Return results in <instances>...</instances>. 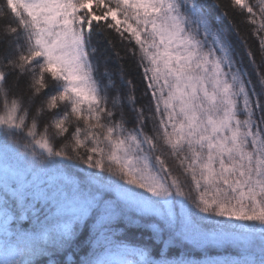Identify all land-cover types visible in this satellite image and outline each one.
Returning a JSON list of instances; mask_svg holds the SVG:
<instances>
[{"label": "snow or ice", "instance_id": "1", "mask_svg": "<svg viewBox=\"0 0 264 264\" xmlns=\"http://www.w3.org/2000/svg\"><path fill=\"white\" fill-rule=\"evenodd\" d=\"M0 264H264V0H0Z\"/></svg>", "mask_w": 264, "mask_h": 264}, {"label": "trees", "instance_id": "2", "mask_svg": "<svg viewBox=\"0 0 264 264\" xmlns=\"http://www.w3.org/2000/svg\"><path fill=\"white\" fill-rule=\"evenodd\" d=\"M204 2L206 4H208L210 7L215 8V5L217 3H220V2L226 3L227 0H204ZM213 14L215 15V12ZM235 22L239 24L241 36L247 39L249 49L257 54V60L259 61V59H260L259 42H258L257 38L251 34L252 33V26L240 23L238 19ZM99 39L101 41L99 44V47L103 49L105 47L103 38H99ZM111 39L113 41H115L116 48L115 49H109L108 51L111 52L114 50H119L121 52V55H123L124 50L127 47H129V45L121 44L118 37H116V36H112ZM94 43H95V39H94ZM118 65H123L124 71L126 73V76H125L126 80L132 79L137 85L139 84L141 77H140V73L137 69V64L133 60L129 59L128 57H125L123 60L117 61L113 57V59L109 61V66L113 69H116ZM114 79H116L117 84H119L118 75L115 76ZM142 92H143V88L139 87L137 92H136V96L138 98H140L142 96ZM140 102L146 103V100L141 99ZM129 126H131V125H129ZM169 165L173 167V171L175 173L176 169L174 166V161L169 160Z\"/></svg>", "mask_w": 264, "mask_h": 264}]
</instances>
